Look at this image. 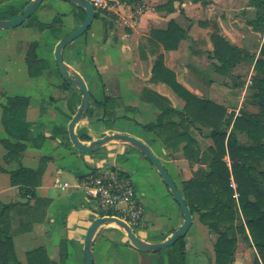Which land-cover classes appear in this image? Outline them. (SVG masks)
<instances>
[{
    "label": "crops",
    "instance_id": "0c3cea01",
    "mask_svg": "<svg viewBox=\"0 0 264 264\" xmlns=\"http://www.w3.org/2000/svg\"><path fill=\"white\" fill-rule=\"evenodd\" d=\"M236 1L138 0L135 4L129 5L118 0H111V2L118 4L119 7L124 8L126 19L124 20L122 32L118 34V41L114 43L116 46L114 51H117L115 53L116 59L110 57L106 64H111L108 69H111L112 66L114 67L113 74L116 75L114 76L118 80L123 77H129V79H133L138 83L139 86L130 88V92L138 98L134 103L127 101L123 97L127 94L116 92L114 89L113 94H104L101 98L96 99L101 100L104 96H109L115 102V117H121L122 113L129 111L138 115L140 121H136V127L103 126L100 127L99 131H93L95 129L92 125L93 121L104 119H101V116L85 115L78 122L75 130L79 138L81 135H86L88 140H80L86 144L104 134L115 132L125 133L140 139L158 157L180 191L182 183L191 177L188 161L184 158L181 151L183 143L176 148L166 149L161 139L154 133L144 130L142 125L155 122L160 112V109L153 102L154 95L152 94L165 98L175 110H181L184 102L167 85L151 80L152 67L158 56H161L164 66L174 74L175 80L200 98H208L211 90L216 91L212 84L232 87L233 84L230 81L232 78H236L232 75L234 74L232 70L236 66L248 62H241L230 68L228 74L217 70L219 61L212 55V45L207 34L209 28L206 18L210 19L211 12H214L212 19L216 20V28L218 27L219 29L217 33L234 44L232 40L233 28L230 27V21L226 19V16L230 15ZM24 2L25 0H0V18H5L9 15L10 6L18 8ZM242 2V5H246L245 9L251 8L248 6V0H242ZM214 8H221V11L217 13ZM107 10L112 11L111 7H108ZM110 14H114V17L118 16L116 12H110ZM206 14L210 15L206 16ZM216 14H218L217 17ZM203 15L206 17H203ZM170 24L173 27L172 40L164 42L165 39L162 32ZM104 25L107 29V34H110L113 29V22H107ZM179 32H184L185 36H182L177 42ZM124 39L127 42H123ZM166 45L176 46L175 48L166 49ZM68 46L63 49L62 56H64L65 49ZM76 46L77 51L80 52L85 48L83 43H78ZM237 46L240 47L239 45ZM104 47H108L106 43L102 45L101 49H104ZM135 47H139V55L133 54L134 57L130 59V49ZM114 51L108 52L113 55ZM247 52L252 54L250 51ZM63 60H65L64 57ZM141 65H143V70H141ZM102 67L105 68L106 66L103 65ZM142 89L146 90L145 94L148 97L146 101L139 98ZM61 91L64 92L63 90ZM68 94L65 93L66 99ZM15 95L19 94L6 95L5 99L0 102V115L2 105L6 102L7 97ZM30 107L29 99L25 120L28 122V131L36 140L34 142H26L20 161L7 162L4 158L6 150L0 143V203L26 201L22 194L23 190L10 184L7 171L16 169L20 164L33 170L37 169L40 164H44L41 184L33 189L35 197L48 201L46 206L41 208L44 211V216L32 223L30 231L16 233L13 236L16 256L22 264H26V253L38 247L44 248L47 258L55 264H72L69 263L70 254L71 256L73 254V258L71 257L73 264H85L84 255H82L84 237L93 219L99 215L93 211V201L88 199L74 184L81 175L90 171L118 169L131 180L136 196L143 207L141 231L137 235L144 241H162L171 234V231H174L182 224L183 214L180 208L175 209L173 220L170 224H160L158 217L151 218L150 221L148 220L145 223L144 205L150 208L151 197L146 189L137 188V184L132 181L134 171L131 167L128 166L124 169L117 164L119 158H133L141 161L145 157L140 151L128 143L112 141L95 152L81 153L65 138L63 130H67L69 122L67 115L66 122L57 121L53 118L48 119L59 112V109H53V106L44 104L41 107L42 109L40 108L39 110V115L35 118H30ZM67 107L69 108V105ZM236 110L237 108H227V112L234 111L235 113ZM60 113L65 116L62 111ZM144 119L149 120L141 122ZM174 119L178 120L176 117ZM185 126L188 136L196 141L195 148L200 149L199 156L206 154V148L212 144L208 135L210 129L198 123H185ZM178 131H182V128L179 127ZM3 138H10V135L5 130L0 117V139ZM79 164L83 165L82 171L75 172ZM64 170L68 171L67 174L63 173ZM55 178L67 181L71 186L65 190L56 189L53 187ZM27 221V217L13 214L11 229L15 231L20 223ZM149 223L151 224L148 225ZM183 236L185 264H215L213 246L215 236L210 234L206 226L201 222L196 221L193 215L192 224ZM71 249L72 252H69ZM253 249L256 254L254 247ZM250 250L252 249H245L239 253L236 251L232 264H251V258H249ZM91 251L93 264H159L160 262L165 264L167 261L166 250L144 252L135 248L129 242L125 233L115 224L102 225L97 229L91 242ZM192 252L194 256H197L196 259L194 258L195 260L189 259V253L192 254ZM81 256L82 259L79 261Z\"/></svg>",
    "mask_w": 264,
    "mask_h": 264
},
{
    "label": "trees",
    "instance_id": "16d2710c",
    "mask_svg": "<svg viewBox=\"0 0 264 264\" xmlns=\"http://www.w3.org/2000/svg\"><path fill=\"white\" fill-rule=\"evenodd\" d=\"M29 1L25 0L18 8L10 6L9 15L5 18L18 15ZM118 1L131 5L138 0ZM248 6L254 10V18L249 25L252 30L264 33V0H248ZM81 10V20L77 26L85 17L84 10ZM99 17L100 9L95 8V18ZM171 26L170 24L162 32L164 42L172 40ZM39 28L55 38L61 32L60 25L53 23L40 24ZM182 36L184 37L185 33L179 32L177 42ZM210 38L213 44L212 55L219 61L218 71L228 74L230 68L241 62H254L256 70L262 74L261 78L254 80V85L258 88L259 113L252 114L240 110L236 115L234 111L227 112V108L238 107L242 86L240 82L233 83L232 87L212 84L216 91L211 90L208 98H200L178 83L174 74L164 66L162 57L158 56L152 67L151 80L167 85L184 102V106L181 110H175L165 98L152 94L153 102L160 112L155 122L146 123L142 128L161 139L166 149L176 148L183 143L181 151L188 161L191 177L182 183L180 192L192 215L197 213L199 220L207 225L210 231L218 234L214 244L215 264H232L237 233L255 248L253 264H264V143L261 140V131L264 129V40L259 56L255 59L253 54L230 43L218 33H213ZM40 44L38 41L32 42L25 54L28 72L34 77L42 75L43 70L49 66L48 61L37 54ZM175 46L166 45L165 48L171 49ZM55 70L58 72L56 64ZM62 80L59 88L70 91L66 99L71 110L68 116L70 120L78 102L75 103L73 100L74 87L63 78ZM28 105L29 97L22 95L7 97L2 105L0 117L10 135V138L0 139L6 150L4 158L7 162H19L26 142L36 140L27 129L25 112ZM115 114L113 98L104 96L99 100L90 94L86 115L101 116V119L108 120L114 119ZM175 117L178 120H175ZM185 123H199L210 129L208 135L212 144L206 148V154L199 156V151L195 148L196 141L188 136ZM179 127L182 128L180 132ZM63 131L66 140L69 141L67 130ZM237 133H245L249 142H241ZM80 139L88 140V137L81 135ZM204 163L206 167L200 165ZM43 168V163L35 170L20 164L16 169L7 171L10 184L23 190L22 194L26 201L0 203V264H22L16 256L13 236L16 233L30 231L32 223L44 216L41 208L45 207L48 201L35 197L33 191L41 184ZM232 183L234 187L231 186ZM13 214L28 218V221L20 223L15 231L11 229ZM165 250L168 264H185L184 236H180ZM26 264L55 263L47 258L44 248L38 247L26 253Z\"/></svg>",
    "mask_w": 264,
    "mask_h": 264
},
{
    "label": "rangeland",
    "instance_id": "374dc122",
    "mask_svg": "<svg viewBox=\"0 0 264 264\" xmlns=\"http://www.w3.org/2000/svg\"><path fill=\"white\" fill-rule=\"evenodd\" d=\"M44 1L45 2L39 6L36 12L29 16L22 25L8 29H0V102L5 99L6 95H26L29 97L31 103L30 118L37 117L40 108L46 104L53 106V109H59V112L48 119L53 118L57 121L62 120L64 122L67 120V116L71 114V110L67 107L65 98V93L68 94V92H62L58 87L63 82V77L55 70L53 50L55 44L58 42L57 39L77 26L81 20L82 10L64 0ZM102 3H105L107 7H111L112 11L107 10V8H99L101 16L93 21L84 35L68 44L69 46L65 49L63 56L65 59L64 62L70 69L77 71L84 78L88 91L94 98H101L104 94H113L116 90V92L127 94L123 96L124 99L134 103L138 97L130 92V88L139 86L138 83L133 79H129V77H123L118 80V78L115 77L116 75L113 74L114 67L112 66L111 69H108L111 64H106V61H109L110 57L116 59L115 53L117 51H114V47H116L114 43H117L118 34L123 30L126 11L124 8L119 7L118 4L111 2V0H103ZM242 3V0H237L231 9L230 15L226 16V19L230 21V27L233 28L232 40L234 44L239 45L243 50L250 51L256 59L259 56V50L264 40V33L252 30L249 22L254 18V10L251 8L245 9L246 5H242ZM214 9L217 13L221 11V8ZM110 12H116L118 16L114 17V14H110ZM209 15L210 14H206V16ZM213 15L214 12H211L210 19L206 18L209 28L207 34L212 48L213 44L210 37L219 30L218 27L216 28V20L212 19ZM217 15L218 14H216V17ZM206 16L203 15V17ZM107 22H113V29L110 34H107V29L104 25L107 24ZM45 23L60 25L61 32L57 38L50 36L45 30L41 31L39 26ZM34 41L41 43L37 48L38 56L46 59L49 63V66L43 70V74L38 77L29 74L25 62V54L30 44ZM123 42H127V40L124 39ZM78 43L85 44V48H83L81 52L77 51L76 45ZM104 43H106L108 47L101 49ZM108 51L110 53L114 51V56ZM130 54V59L134 57L133 54L138 56L139 47L130 49ZM103 65L106 67L103 68ZM143 69V65H141V70ZM232 72L234 73L232 75L238 78H232L230 82H232V84L235 82H240L242 84L240 87L241 92L238 107L235 111L236 115L239 114L240 110L252 114L259 113L258 88L254 85V80L255 78H261L262 74L256 70L254 62L236 66ZM73 89L75 92L73 100L75 103L78 102V106L75 108L77 109L80 105L79 102H81V93L76 87ZM145 93L146 90L142 89L139 98L146 101L148 97ZM61 111L65 116L61 115ZM118 118L114 117V119L108 120L96 119L92 124L95 128L93 131H99L100 127L103 126L136 127V121H140L138 115L129 111H125L122 113V116ZM148 120L149 119H144L141 122H146ZM237 136L241 142H249L245 133H237ZM261 140L264 143V129L261 131ZM199 150L200 149H198V151ZM117 164L120 168L124 169L128 166L131 167L135 173L132 174V181L137 184V188L141 187L146 189L151 197L150 208L144 205L145 223L148 222V220L150 221L151 218L158 217L160 224H170L173 220L175 209H179L180 207L149 159L145 157L139 161L133 158H119ZM200 165L206 167V163ZM82 168L83 165L79 164L75 172L82 171ZM64 172L67 174L68 171L64 170L63 173ZM193 217L196 221L201 222L197 213H194ZM150 224L151 223L148 225ZM203 225L206 226L210 234L215 236V244L218 234L210 231L207 225ZM221 230H223V228H221ZM140 231L141 227L134 230L136 234H140ZM236 236L237 242L235 252L238 251L239 253L245 249H252L249 252V258H251V264H253V257H255L253 247L245 243L239 233H237ZM69 252H72V249L69 250ZM72 256L70 254L69 263L73 264ZM189 256L190 260H195L197 258V256H194L193 252L192 254L189 253ZM80 259H82V256L79 258V261ZM165 264H168L167 261Z\"/></svg>",
    "mask_w": 264,
    "mask_h": 264
},
{
    "label": "water",
    "instance_id": "95a60500",
    "mask_svg": "<svg viewBox=\"0 0 264 264\" xmlns=\"http://www.w3.org/2000/svg\"><path fill=\"white\" fill-rule=\"evenodd\" d=\"M44 0H30L21 10V12L12 18H0V29H8L22 24L29 16H31L39 5ZM69 2L71 5L81 8L85 12V17L81 24H79L75 29L66 34L62 39H60L54 46L53 57L57 67L58 72L63 77L64 80L69 82L72 86L76 87L81 93V102L79 107L76 109L75 113L72 115L71 119L67 124V133L70 143L73 147L81 153H92L100 149L102 146L115 141L124 142L132 145L138 151H140L149 161L154 165V167L159 172L165 185L169 188L172 196L178 206L180 207L183 214L182 224L171 232V234L164 240L159 242H147L140 238L131 227L115 216H98L91 222L88 227L84 241H83V255L85 264H93L91 242L99 227L107 224H115L118 226L126 235L129 242L137 249L144 252H156L162 249H166L172 246L180 236H183L192 224V213L187 206L184 197L175 185L174 181L168 174L167 170L158 159V157L152 152V150L140 139L128 135L125 133H110L104 134L103 136L91 140L89 143H83L76 133L75 127L82 118L87 113L90 103V93L88 91L86 82L84 78L75 70L70 69V67L64 62L62 51L63 49L73 40L82 36L92 24L95 18V9L90 0H64Z\"/></svg>",
    "mask_w": 264,
    "mask_h": 264
},
{
    "label": "built area",
    "instance_id": "2783aa9c",
    "mask_svg": "<svg viewBox=\"0 0 264 264\" xmlns=\"http://www.w3.org/2000/svg\"><path fill=\"white\" fill-rule=\"evenodd\" d=\"M97 8H108L103 0H90ZM93 201V211L99 216H115L134 231L142 225L143 207L131 180L118 169L90 171L81 175L74 184ZM70 183L55 178L53 187L65 190ZM231 186H234L232 183Z\"/></svg>",
    "mask_w": 264,
    "mask_h": 264
}]
</instances>
